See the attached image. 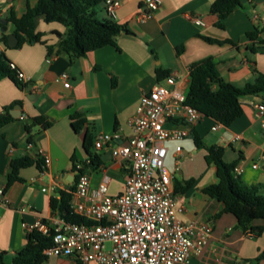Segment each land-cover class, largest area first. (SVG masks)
<instances>
[{
  "label": "crops",
  "instance_id": "crops-1",
  "mask_svg": "<svg viewBox=\"0 0 264 264\" xmlns=\"http://www.w3.org/2000/svg\"><path fill=\"white\" fill-rule=\"evenodd\" d=\"M118 1L116 23L127 26L130 33L117 37L118 48L106 46L86 57L75 58L60 46L57 33L64 37L67 29L59 23L47 24L39 19L37 32L42 34V43H25L21 48L8 45L9 36L15 35L12 23H7L4 32L7 43L1 31L0 57L5 56L32 79L23 90L7 78L0 81V115L8 112L14 119L0 128V190L5 192L0 197V252L7 253L6 259L12 261L26 247L30 226L39 220L53 222L62 218L52 210L51 201H59L62 192L75 188L74 165L90 162L84 148L87 134L92 137L90 152L101 156L104 164L109 163L111 154L109 149H95L97 135L118 133L121 137L115 145L123 144L132 135L129 120L143 94L159 83L158 70L176 75V88L185 94L192 66L208 59L216 65L221 78L237 88L254 83L258 73L264 74V51L260 48L264 45V0H242L241 6L223 21V28L217 26L219 19L211 13L215 0H161L160 9L144 24L137 19L144 0ZM36 4L37 0H0V19L6 14L8 19L10 12L21 17ZM188 14L200 16L206 26L193 24ZM99 17L110 20L104 6ZM255 32L257 37L251 39L249 34ZM43 42L52 49L51 54ZM64 73L71 78L70 88L60 81ZM241 102L243 115L232 125L212 131L216 122L204 117L181 142L182 154L176 155L174 149L173 157L179 161L197 154L202 149L195 145L197 136L205 148H223L225 162L237 163L243 170L242 186L264 185V114L259 109L264 107V95L245 96ZM73 115L86 121L80 132L73 128ZM36 117L46 118L52 126L46 131L34 128L36 138L30 147L25 124ZM188 140L193 144H186ZM45 155L51 160L49 166L40 170L34 164L21 170L22 181L7 188L13 160L25 156L44 160ZM88 174L97 185L101 178L98 170ZM125 176V171L114 174L122 184ZM191 179V188L178 194L179 202L186 206L181 219L212 223L214 231L202 254L191 258L189 264H264V260L255 261L264 250V232L248 236L237 227L233 215L220 214L221 203L203 193L204 188L218 183L216 167L208 164L200 174L190 173L182 185ZM176 180L174 176V184ZM253 226L264 227V221H256ZM45 264L79 263L49 256Z\"/></svg>",
  "mask_w": 264,
  "mask_h": 264
},
{
  "label": "built area",
  "instance_id": "built-area-1",
  "mask_svg": "<svg viewBox=\"0 0 264 264\" xmlns=\"http://www.w3.org/2000/svg\"><path fill=\"white\" fill-rule=\"evenodd\" d=\"M161 4V0H144L137 15L139 23L149 21ZM119 7L118 0H106L104 9L110 20H117ZM188 18L197 26H206L200 16L188 14ZM260 48L264 51V45ZM12 69L23 85H31L30 77L14 64ZM60 81L65 88L71 87L68 74H62ZM176 84L177 76L170 75L143 94L128 123L132 135L123 144L115 145L121 137L118 133L97 135L95 149H109L111 154L109 163L96 169L101 175L99 183L94 185L90 174L82 172V164L74 167L76 182L70 208L86 223L59 218L39 220L29 227L28 232L45 234L50 227L54 229L53 246L44 251L46 256L71 258L79 264H189L191 258L202 254L212 239L213 225L181 219L186 206L179 202L166 158L169 143L176 144V155L182 154L181 142L205 116L186 104V94ZM259 109L264 114V107ZM223 127L216 122L212 131ZM44 162L47 167L51 160L45 155ZM122 171L126 173L122 189L111 194L114 174ZM242 173L236 166L235 177L241 178ZM4 194L0 190V197Z\"/></svg>",
  "mask_w": 264,
  "mask_h": 264
},
{
  "label": "trees",
  "instance_id": "trees-1",
  "mask_svg": "<svg viewBox=\"0 0 264 264\" xmlns=\"http://www.w3.org/2000/svg\"><path fill=\"white\" fill-rule=\"evenodd\" d=\"M105 2L106 0H37V4L34 7H28L21 17L10 12L7 20L13 24L14 33L19 40L16 48H21L25 43H42V34L37 32L39 19H43L47 24L59 23L67 29V34L64 37L57 33L59 44L75 58L86 57L89 53L106 46L118 48L117 37L122 33L129 34L130 32L125 25L99 17V11ZM241 4L242 0H215L211 6V13L219 19L217 26L223 28V21ZM257 34V32L250 33L249 37L254 39ZM2 35L4 36V33ZM4 38L7 43V37L4 36ZM43 44L46 45L44 42ZM46 47L51 54L52 49L47 45ZM180 52L179 50L178 54ZM168 75L169 71L158 70L159 83L163 77ZM6 78L22 90L27 87L18 80L17 71L12 69V63L5 56H1L0 81ZM113 85H116L115 80ZM259 94L264 95L263 73H258L254 83L247 84L243 88H237L225 82L216 65L211 59H208L192 66L185 102L205 117L213 119L224 127H229L243 115L241 99L245 96ZM13 121V117L8 112L0 115V128ZM72 125L75 131L80 132L86 125V121L77 115H73ZM38 126L40 131H46L51 128L52 123L44 117H36L26 121L25 130L29 145H33L35 142L36 135L33 130ZM194 142L197 148H205L197 136H194ZM91 144L92 137L87 134L84 148L90 162L83 164V173H89L90 170H96L104 164L101 156L90 152ZM206 151L205 161L207 164H213L216 167L218 183L204 188L203 193L221 203L223 209L220 214L233 215L237 220V227L245 233H263L264 227H255L253 223L264 221V185L242 186L240 178L234 175L237 163L224 161L225 151L223 148L211 146L206 148ZM34 164L40 170L45 167V162L41 157L37 161L27 156L13 160L8 174L7 188L15 182L22 181L21 170ZM193 183V179L184 181L183 185L176 180L174 184L176 194L186 192ZM74 189L73 187L69 193L62 192L59 201L53 199L51 207L53 211H58L65 221L84 224L86 221L75 215L70 208ZM53 238L54 229L52 227L46 234L38 230L28 232L26 247L15 254L11 264L46 263L48 256L44 254V251L53 246ZM6 255V252H0V264H7ZM262 260H264V250L255 259L257 262Z\"/></svg>",
  "mask_w": 264,
  "mask_h": 264
},
{
  "label": "rangeland",
  "instance_id": "rangeland-1",
  "mask_svg": "<svg viewBox=\"0 0 264 264\" xmlns=\"http://www.w3.org/2000/svg\"><path fill=\"white\" fill-rule=\"evenodd\" d=\"M187 143H192L191 140H188ZM193 146V149L195 150V146ZM169 155L166 160V168L169 170V172L177 178L181 183L183 182V179H187L190 176V173L193 174H200L202 170H204L207 167V163L205 161V155L207 153L206 148L199 149L197 151V154H190L189 158H182L180 159L177 165V160L173 157L175 146L174 144H169ZM186 153H189V149L186 148ZM182 173V174H181ZM122 184V180L118 177L114 178V182L111 185V192H117ZM7 264H11V259H6Z\"/></svg>",
  "mask_w": 264,
  "mask_h": 264
},
{
  "label": "water",
  "instance_id": "water-1",
  "mask_svg": "<svg viewBox=\"0 0 264 264\" xmlns=\"http://www.w3.org/2000/svg\"><path fill=\"white\" fill-rule=\"evenodd\" d=\"M7 23H8V20H7V14L0 19V25L2 26L1 27V31L4 33L7 31ZM19 43V40L17 38L16 35H10L9 38H8V45L9 47H16L17 44ZM105 162V160H104Z\"/></svg>",
  "mask_w": 264,
  "mask_h": 264
}]
</instances>
